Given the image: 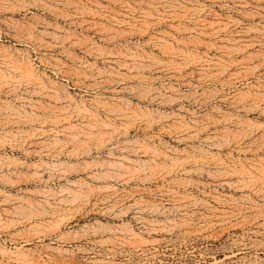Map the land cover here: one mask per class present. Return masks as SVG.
Listing matches in <instances>:
<instances>
[{"label": "rangeland", "instance_id": "1", "mask_svg": "<svg viewBox=\"0 0 264 264\" xmlns=\"http://www.w3.org/2000/svg\"><path fill=\"white\" fill-rule=\"evenodd\" d=\"M0 264H264V0H0Z\"/></svg>", "mask_w": 264, "mask_h": 264}]
</instances>
